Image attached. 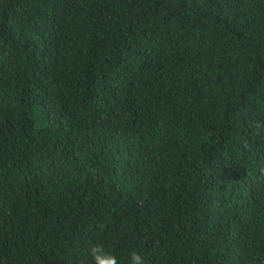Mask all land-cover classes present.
Listing matches in <instances>:
<instances>
[{
  "label": "trees",
  "instance_id": "trees-1",
  "mask_svg": "<svg viewBox=\"0 0 264 264\" xmlns=\"http://www.w3.org/2000/svg\"><path fill=\"white\" fill-rule=\"evenodd\" d=\"M264 264V0H0V264Z\"/></svg>",
  "mask_w": 264,
  "mask_h": 264
},
{
  "label": "clouds",
  "instance_id": "clouds-1",
  "mask_svg": "<svg viewBox=\"0 0 264 264\" xmlns=\"http://www.w3.org/2000/svg\"><path fill=\"white\" fill-rule=\"evenodd\" d=\"M87 254L91 258L92 264H119L117 257L99 244L91 245ZM129 264H144V259L140 254L131 252Z\"/></svg>",
  "mask_w": 264,
  "mask_h": 264
}]
</instances>
